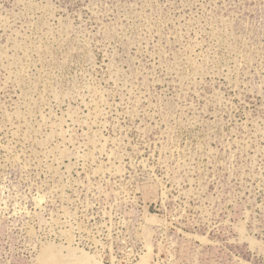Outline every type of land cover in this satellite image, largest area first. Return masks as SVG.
Listing matches in <instances>:
<instances>
[{
	"label": "rangeland",
	"instance_id": "374dc122",
	"mask_svg": "<svg viewBox=\"0 0 264 264\" xmlns=\"http://www.w3.org/2000/svg\"><path fill=\"white\" fill-rule=\"evenodd\" d=\"M52 254L264 264V0H0V264Z\"/></svg>",
	"mask_w": 264,
	"mask_h": 264
},
{
	"label": "bare ground",
	"instance_id": "6f19581e",
	"mask_svg": "<svg viewBox=\"0 0 264 264\" xmlns=\"http://www.w3.org/2000/svg\"><path fill=\"white\" fill-rule=\"evenodd\" d=\"M49 257L53 259L52 263H55V264L58 263L59 258H58L57 254H55V255L52 254V256H49ZM72 258H73V256H72ZM90 263H92V264H101L100 262L94 260V258L92 256H89L88 254H83V256L81 258L80 257L76 258L75 261L72 262L71 264H90Z\"/></svg>",
	"mask_w": 264,
	"mask_h": 264
}]
</instances>
